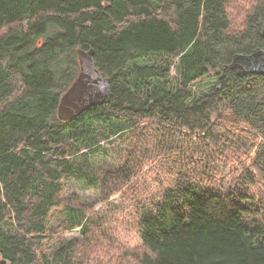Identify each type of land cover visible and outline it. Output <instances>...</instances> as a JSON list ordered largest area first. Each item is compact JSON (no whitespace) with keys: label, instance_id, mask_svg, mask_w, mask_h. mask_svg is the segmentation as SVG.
<instances>
[{"label":"trees","instance_id":"16d2710c","mask_svg":"<svg viewBox=\"0 0 264 264\" xmlns=\"http://www.w3.org/2000/svg\"><path fill=\"white\" fill-rule=\"evenodd\" d=\"M228 4L0 0V264H264V76L229 68L264 49V0L239 30ZM78 49L95 50L113 96L62 121ZM114 136L129 141L120 164L102 145ZM65 180L97 201L68 199ZM116 195L139 250L92 212ZM59 210L81 239L52 237Z\"/></svg>","mask_w":264,"mask_h":264},{"label":"rangeland","instance_id":"374dc122","mask_svg":"<svg viewBox=\"0 0 264 264\" xmlns=\"http://www.w3.org/2000/svg\"><path fill=\"white\" fill-rule=\"evenodd\" d=\"M261 0H229L230 16L232 18V28L235 30H239V27L243 25V18L249 13ZM151 61L155 62V59L152 58ZM77 62L79 65V59L77 55ZM173 74H176V69L173 68ZM79 73V72H78ZM76 79V78H75ZM208 86L207 83H203L201 85L200 91H207ZM128 143L122 140H118L117 136L112 137L106 142H102V145L107 147L109 153L112 155L109 159H113V157L117 160L116 164H120L123 160L120 158V153L122 151H126L128 149ZM245 152L241 151L239 153L229 152L226 158L229 166L232 164H237L240 160L244 161ZM239 158L240 160H238ZM114 160V161H116ZM63 184V195L65 197H70L74 199V202L78 200L84 204H94L98 199V190L95 188H90L82 182L77 180H65L62 182ZM118 195H116L109 206H103L100 203L95 205H90L93 207L92 212L101 211L102 214L107 213L110 217L108 218V226L110 230L114 234V246L119 248L124 246L130 250H139L141 248L140 239L138 237L137 229L135 228L134 222V214L130 208L129 213H125V208L122 211L119 209L121 207L118 205L120 201H124L123 198L118 200ZM125 202V201H124ZM111 207L113 210L108 211L107 209ZM90 212V213H92ZM64 219V215L61 210L57 211L52 218L50 230L53 233L54 237L64 238L67 240L71 239H81L80 228H76L73 230L66 229L64 224L61 221ZM121 245V246H120Z\"/></svg>","mask_w":264,"mask_h":264},{"label":"water","instance_id":"95a60500","mask_svg":"<svg viewBox=\"0 0 264 264\" xmlns=\"http://www.w3.org/2000/svg\"><path fill=\"white\" fill-rule=\"evenodd\" d=\"M261 36L264 38V23ZM77 54L79 73L62 95L57 108L62 121L72 120L95 107L108 104L113 96L111 79L104 77L97 67L95 50L78 49ZM229 68L239 77L249 74L264 76V49L257 48L251 54H235Z\"/></svg>","mask_w":264,"mask_h":264}]
</instances>
